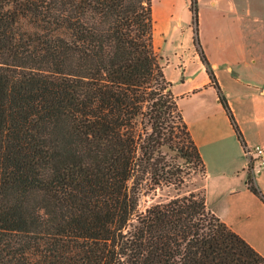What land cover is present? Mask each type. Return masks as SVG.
<instances>
[{
	"label": "trees",
	"instance_id": "16d2710c",
	"mask_svg": "<svg viewBox=\"0 0 264 264\" xmlns=\"http://www.w3.org/2000/svg\"><path fill=\"white\" fill-rule=\"evenodd\" d=\"M155 24L154 0H0V264H264L204 189L140 207L205 173Z\"/></svg>",
	"mask_w": 264,
	"mask_h": 264
},
{
	"label": "crops",
	"instance_id": "0c3cea01",
	"mask_svg": "<svg viewBox=\"0 0 264 264\" xmlns=\"http://www.w3.org/2000/svg\"><path fill=\"white\" fill-rule=\"evenodd\" d=\"M206 2L210 37L201 41L244 141L201 59L193 24L191 42L183 48L187 51L175 50L174 70L169 75L167 65L166 75L205 163L202 184L208 209L264 256V202L249 189L244 151L245 146L264 144V22L254 20L244 0ZM183 53L187 62L181 60ZM253 176L264 193V171Z\"/></svg>",
	"mask_w": 264,
	"mask_h": 264
},
{
	"label": "rangeland",
	"instance_id": "374dc122",
	"mask_svg": "<svg viewBox=\"0 0 264 264\" xmlns=\"http://www.w3.org/2000/svg\"><path fill=\"white\" fill-rule=\"evenodd\" d=\"M188 2L190 5V0H187ZM244 4L252 9L255 21L264 22V0H244ZM189 8L190 6L188 7L186 0H154L155 44L164 58L163 63L165 66H169V75H172V71L174 70L172 66L177 58L175 50L181 47V50L187 51V49L183 48L191 42L189 31L190 26L193 24V14ZM198 9L200 17L199 29L201 30L199 32L200 34L202 33L201 36L203 37L200 38V43L205 52L201 39L206 40L210 37V35L208 36L209 15L207 14L208 3L206 0H199ZM201 23L202 26H200ZM185 57L186 54L183 53L181 60L187 62ZM187 67L189 68L188 65H186ZM165 152H168L170 157H176V152H169L168 149ZM204 174L203 172H198V174L192 175L187 180V184L182 188H177L175 185L164 186L149 195L143 196L141 199V209L144 210L153 203L167 202L180 193L187 194L192 191L201 193L203 191L202 180L205 176Z\"/></svg>",
	"mask_w": 264,
	"mask_h": 264
},
{
	"label": "built area",
	"instance_id": "2783aa9c",
	"mask_svg": "<svg viewBox=\"0 0 264 264\" xmlns=\"http://www.w3.org/2000/svg\"><path fill=\"white\" fill-rule=\"evenodd\" d=\"M245 155L248 159V168L253 175L264 171V144L245 146Z\"/></svg>",
	"mask_w": 264,
	"mask_h": 264
}]
</instances>
